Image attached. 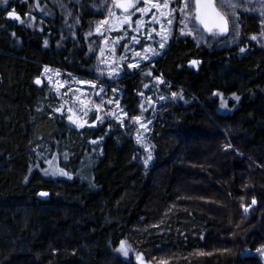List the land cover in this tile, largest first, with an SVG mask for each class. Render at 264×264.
<instances>
[{
  "label": "trees",
  "instance_id": "obj_1",
  "mask_svg": "<svg viewBox=\"0 0 264 264\" xmlns=\"http://www.w3.org/2000/svg\"><path fill=\"white\" fill-rule=\"evenodd\" d=\"M50 12L33 30L0 5V264H133L116 251L121 241L155 264H264V48L252 39L260 16L239 10L228 35L210 33L204 45L177 37L153 67L126 72L122 105L134 114L150 79L164 81L145 168L120 123L94 114L79 129L54 111L62 101L45 68L93 79L81 33L94 15L80 14L69 37ZM48 160L71 178L47 177Z\"/></svg>",
  "mask_w": 264,
  "mask_h": 264
},
{
  "label": "rangeland",
  "instance_id": "obj_2",
  "mask_svg": "<svg viewBox=\"0 0 264 264\" xmlns=\"http://www.w3.org/2000/svg\"><path fill=\"white\" fill-rule=\"evenodd\" d=\"M158 2L163 4L164 0H158ZM233 2L237 4L235 15H232L231 9L221 8L220 0L219 6L217 7L225 14L228 21L230 18V21H232L234 25H238L237 12L239 10H246L260 16L262 29L261 32L255 36L256 39L253 41L258 47L264 48V0H233ZM37 3L39 7H37ZM188 3L190 5V11L187 13L188 20H186L188 29H185V34H181L182 25L179 21L182 17L178 9L182 4L180 0H170L169 9L176 8L177 11L173 14L174 19L171 26L167 25L166 20H162L164 30L169 34V39L163 49L159 47V36L153 34L151 40L147 39L148 32L153 28H155L157 32L161 31L159 24L153 25L149 22L153 14L159 17V13L156 12L155 9H152L149 14L144 17H141L140 14L133 16V21L141 18L143 20V26L138 32L135 30L134 23L131 28L127 25L121 27L117 24V27L111 31H106L107 26L102 27L101 32H103L104 35L101 36L97 33L96 28L97 25L106 18L111 21V18L108 16L109 8H111L117 16L123 15L121 9L112 7V0H9L8 5H1V7L6 11V16L8 11L14 9L15 13L22 17L21 20L23 23L20 21L19 23L33 30H43L47 14L49 15L51 13L50 11L55 10L60 23L59 33L69 37H75V32L81 24L80 18L83 17V15L80 16V14L90 13L94 15L92 19L85 23L86 28L81 33L86 47V54L88 56H95V75L93 79H82L51 67H47L48 71L45 72L44 79L47 81L50 88L57 91L58 97L62 101L60 113H66L68 116L71 115L78 124H83V127L87 126L90 116L95 114L96 117H100L97 122L103 124L108 121H116L127 130H130L131 135L134 136L136 140L139 136L140 140L138 143L141 147V153L139 155L140 160L143 163V158L147 155V153L144 152L143 146H147L151 150L153 156L152 161L149 162L147 167L151 168L154 160V153L150 142L152 122L148 123V121H152L151 116L155 114L165 100V98L163 100L160 99L163 95H161L159 87L163 83H159V80L162 79H155L154 77L152 78V74L150 75V78L154 80L150 79L147 87L144 88L142 95H140L141 104L139 106V114H134L128 106L122 105L123 89H121V80L128 71L135 73L139 70L147 71L149 68L153 67L154 61L163 55L169 43L177 37L184 39L191 37L199 45H204L212 41V35L205 32L197 21L193 19L196 12L195 0H188ZM138 6L144 7L145 5L141 3ZM19 8H23V10L19 11ZM163 11L167 14V10ZM193 25H195V30H193L191 34H188V30L192 29ZM229 26L231 29L230 23ZM133 35L137 37L139 43H134L132 41L131 38ZM121 37H123V39H121ZM234 40V35L226 37V39L221 41L218 40L216 41V47L226 48ZM125 44L128 45L127 50H125ZM145 48H148L147 53L144 51ZM101 49H104L103 54L101 53ZM137 52L140 53L139 57L136 56ZM153 53L156 54L154 55ZM130 63H136L138 67L130 69L128 68V64ZM115 73H119V75ZM113 89H115V91H113ZM110 101H112V103H110ZM97 108H99V111H97ZM125 112L127 116L123 115ZM113 113L116 115H113ZM133 117H140V121L145 124V127H141L140 123H136L132 119ZM69 123L75 128H83L77 127V124H73L70 121ZM46 165L45 169L42 170L44 174L45 172L57 173L56 175L45 174L47 177H53L54 179L71 178L69 174H59L61 171L64 172V170L59 167L56 160H48L46 161ZM123 242L129 249V255L128 257H124L120 253L118 254L125 260H132L135 255L141 253L138 249H134L128 241ZM258 257L264 263V257L260 254H258ZM166 262H168V260H162L161 264H167Z\"/></svg>",
  "mask_w": 264,
  "mask_h": 264
},
{
  "label": "snow or ice",
  "instance_id": "obj_3",
  "mask_svg": "<svg viewBox=\"0 0 264 264\" xmlns=\"http://www.w3.org/2000/svg\"><path fill=\"white\" fill-rule=\"evenodd\" d=\"M169 2L170 0H164V3L161 4L158 2V0H112V7L116 9H121L123 15L117 16L116 13L113 12L111 8H109L108 16L111 18V21L108 18L101 21L100 24L97 25L96 31L98 34L103 36L104 33L101 32L102 27L107 26L106 31H111L112 29H115L117 27V24H119L121 27H123L124 25H127L129 28H131L134 23L135 30L138 32L140 28L143 26V20L141 18V19H136L135 21H133V16L140 14L141 17H144V16H147L152 9H155L156 12L159 13V17L153 14L150 17L149 22L153 25L159 24L161 31L157 32L156 29L153 28L150 32H148L147 39L151 40L153 38V34H155L156 36H159L160 37L159 47L163 49L165 48V45L169 39V34L164 30V24L162 23V20H166L167 25L171 26L173 24V19H174L173 14L177 11L176 8L169 9ZM8 3H9V0H0V5L6 6L8 5ZM141 3L145 6L144 7L138 6ZM180 3L182 4V6L178 10L181 14L182 19H180L179 23L182 25L181 34H185V29H188V24L186 23V20H188L187 13L190 11V5L188 3V0H180ZM37 7H39L38 3H37ZM220 7L225 8V9H231L232 15H235V8L237 7V4L234 3L233 0H220ZM162 9L167 10V14ZM195 9H196V12H195V16L193 17V19L195 21H198L199 25H202L205 31L211 33L212 35L224 34L228 31V23H229L228 19L226 18L223 12L218 10L213 5L212 0H203V2L202 0H196ZM7 17L9 19H14V20H17L23 23L20 16L15 13L14 9L12 11L7 12ZM193 30H195V25H193L192 29L188 30V34H191ZM216 30H218V33ZM121 39H123V37H121ZM131 39L134 43H139V40L137 39L135 35H133ZM252 39L255 40L256 37L253 36ZM44 43L47 46V41H45ZM124 47H125V50H127L128 45L125 44ZM103 51L104 49H101L102 54H103ZM144 51L145 53H147L148 48H145ZM240 51L243 52L244 49L241 48ZM153 54L155 55L156 53H153ZM136 56L139 57L140 53L137 52ZM191 63L195 65L197 61H191ZM135 67H138V64L136 63L128 64V68L130 69L135 68ZM47 71L48 69L45 68V72ZM115 74L119 75V73H115ZM148 75H151V73H148ZM159 83H164V81L159 80ZM35 84L41 85L42 81L40 79H36ZM145 87H147V85H145ZM113 91H115V89H113ZM172 95L173 97H175L177 94L173 93ZM213 95L220 97L222 108L227 106V101L223 98L222 94L216 92V93H213ZM180 98L182 99L183 97H180ZM232 98L236 101L240 100V97L236 95L235 93H233ZM160 99L163 100L164 97L161 96ZM110 103H112V101H110ZM54 111L56 113H60L61 109L56 108L54 109ZM97 111H99V108H97ZM113 115H116V114L113 113ZM123 115L127 116V113L125 112L123 113ZM96 119L99 120L100 117L97 116ZM132 119L136 123H140L141 127H145V124L141 123L140 117H133ZM68 120L73 124H77V127L84 126L83 124H78L77 121L74 120L71 115L68 116ZM148 123H151V121H148ZM139 140L140 138L138 136L137 141L139 142ZM143 149H144V152L147 153V155L143 158V164L145 168H147L149 165V162L152 161L153 156H152L151 150L147 146H143ZM45 174L46 175L48 174L56 175L57 173L56 172H51V173L45 172ZM59 174L67 175V173L63 171H61ZM38 195L41 197H46L49 195V193L42 191L38 193ZM254 204H256L255 198H253L251 201V205H254ZM251 205L245 206L242 204L241 207L244 209L245 212H247L248 208L251 207ZM116 251L124 257H128L129 255V249L125 246V243L123 241H121L120 247L116 249ZM256 252L259 253L262 257H264V246H262L261 248H257ZM137 260H139L141 264H144L142 257L140 255H137Z\"/></svg>",
  "mask_w": 264,
  "mask_h": 264
},
{
  "label": "water",
  "instance_id": "obj_4",
  "mask_svg": "<svg viewBox=\"0 0 264 264\" xmlns=\"http://www.w3.org/2000/svg\"><path fill=\"white\" fill-rule=\"evenodd\" d=\"M202 2H203V0H202ZM195 3H196V0H195ZM212 3H213V5L219 10V8L217 7V5H216V2H215V0H212ZM196 10V9H195ZM227 18V17H226ZM197 23H198V21H197ZM199 24V23H198ZM202 29H203V26L202 25H199ZM204 30V29H203ZM205 31V30H204ZM217 32H218V30H216ZM205 32H207V31H205ZM207 33H209V32H207ZM230 33V26H229V23H228V31L226 32V33H224L223 35H228ZM39 86H41V85H39ZM48 193V192H47ZM39 198L41 199V200H43V201H47V200H49V195L48 196H46V197H41V196H39ZM137 255H140L141 257H142V260H143V262H144V264H155L154 262H152V261H149V260H147L146 259V256L143 254V253H138ZM137 255H135L134 257H133V259H132V262H133V264H141V262L139 261V260H137Z\"/></svg>",
  "mask_w": 264,
  "mask_h": 264
},
{
  "label": "flooded vegetation",
  "instance_id": "obj_5",
  "mask_svg": "<svg viewBox=\"0 0 264 264\" xmlns=\"http://www.w3.org/2000/svg\"><path fill=\"white\" fill-rule=\"evenodd\" d=\"M23 10V8H19V11H22ZM21 19H22V17H20Z\"/></svg>",
  "mask_w": 264,
  "mask_h": 264
}]
</instances>
